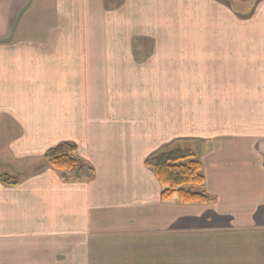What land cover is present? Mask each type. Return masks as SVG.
Segmentation results:
<instances>
[{"label":"crops","instance_id":"obj_1","mask_svg":"<svg viewBox=\"0 0 264 264\" xmlns=\"http://www.w3.org/2000/svg\"><path fill=\"white\" fill-rule=\"evenodd\" d=\"M97 26L133 28L145 60L179 44L181 70H77ZM60 141L91 180L48 166ZM173 146L212 203L160 199L145 160ZM0 173L21 178L0 181V264H264V0H0Z\"/></svg>","mask_w":264,"mask_h":264},{"label":"trees","instance_id":"obj_2","mask_svg":"<svg viewBox=\"0 0 264 264\" xmlns=\"http://www.w3.org/2000/svg\"><path fill=\"white\" fill-rule=\"evenodd\" d=\"M176 148V149H175ZM49 167L60 172L66 181H89L94 176L93 167L76 153L70 141H60L44 152ZM160 184V199L175 198L182 204H210L214 197L198 188L204 184L202 166L192 149L162 148L145 160ZM21 178L0 173V181L16 184ZM195 188H197L195 190Z\"/></svg>","mask_w":264,"mask_h":264},{"label":"rangeland","instance_id":"obj_3","mask_svg":"<svg viewBox=\"0 0 264 264\" xmlns=\"http://www.w3.org/2000/svg\"><path fill=\"white\" fill-rule=\"evenodd\" d=\"M42 14V13H41ZM53 17L50 14H45V20H53ZM78 15L76 16L75 12H71V16L69 18L68 14L66 17L60 16L61 21H73L76 27L79 30V21H78ZM60 25H62L60 23ZM78 25V26H77ZM64 30L67 31V35L64 36ZM62 29L60 31V26H58L57 31H54L49 38V40L41 45L43 48L44 53L46 54H53L54 51H59L61 44H59L57 41L58 35H61V40L64 38H70L72 35L73 29L69 26H66L65 29ZM142 30V29H140ZM139 32V30H136ZM35 32V31H34ZM131 33V34H130ZM91 35L93 38V42L91 44L92 46V58L90 60L86 59H77V70H181V52L179 50V44H160L163 49H161V52H165L164 46H166L167 53L171 55V58H164L160 52V56L156 60L151 59H143L141 58V54H143L142 51L138 50L142 44H140L139 41L137 43V52L132 51V43H128L127 40L129 38H134L133 35L138 36V34H133V28L125 27V28H118V27H93L91 31ZM128 38V39H127ZM139 38V36L137 37ZM169 48V49H168ZM43 53V52H42ZM134 54L137 55V58H133ZM133 55V56H132ZM82 60V61H81ZM136 60V61H135ZM62 60H57L56 63H54L53 59L46 60L45 62V69L44 70H64L63 66L59 65V63H62ZM75 62V61H74ZM137 62V63H136ZM85 63V64H84ZM55 64V69H54ZM76 64V63H75ZM84 65L82 68L81 65ZM61 66V68H59ZM86 67V68H85ZM196 147L194 143H190L188 146ZM176 149V148H175ZM81 158V156H80ZM83 159V158H81ZM197 188H195L196 190ZM187 244L190 246L193 245H204L203 241H199L196 236L190 237L188 240H186ZM206 243V241H205ZM196 250L194 252H191L189 254H186V258L188 259V264H196ZM174 262L173 264H182L180 262H176L175 259H184V256H174L173 257Z\"/></svg>","mask_w":264,"mask_h":264}]
</instances>
